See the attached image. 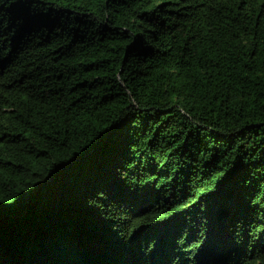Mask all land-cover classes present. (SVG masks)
<instances>
[{
  "label": "trees",
  "instance_id": "trees-1",
  "mask_svg": "<svg viewBox=\"0 0 264 264\" xmlns=\"http://www.w3.org/2000/svg\"><path fill=\"white\" fill-rule=\"evenodd\" d=\"M0 264H264V0H0Z\"/></svg>",
  "mask_w": 264,
  "mask_h": 264
}]
</instances>
